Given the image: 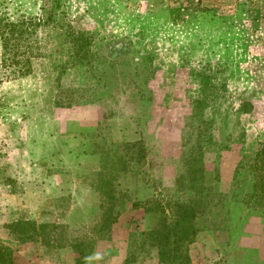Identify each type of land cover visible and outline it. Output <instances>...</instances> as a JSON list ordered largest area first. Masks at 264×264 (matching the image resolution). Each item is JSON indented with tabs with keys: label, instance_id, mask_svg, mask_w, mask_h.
<instances>
[{
	"label": "rangeland",
	"instance_id": "obj_1",
	"mask_svg": "<svg viewBox=\"0 0 264 264\" xmlns=\"http://www.w3.org/2000/svg\"><path fill=\"white\" fill-rule=\"evenodd\" d=\"M263 14L264 0H0L12 264H264V210L245 203L264 140ZM175 204L196 233L161 260Z\"/></svg>",
	"mask_w": 264,
	"mask_h": 264
},
{
	"label": "trees",
	"instance_id": "obj_2",
	"mask_svg": "<svg viewBox=\"0 0 264 264\" xmlns=\"http://www.w3.org/2000/svg\"><path fill=\"white\" fill-rule=\"evenodd\" d=\"M264 16V14H263ZM9 51L13 52V56L16 55L14 49ZM11 55V57H12ZM9 55V65L12 66L13 59ZM17 62V61H15ZM16 70V71H15ZM17 75H25L28 70L23 66L18 67L17 69L14 68V71ZM250 172L252 175V185H251V192L247 195V200L245 203L253 208L262 209L264 210V140L261 142L260 149L256 152L252 163L250 165ZM175 209L172 212L173 220L170 222L171 226V236L164 235L163 240L167 241L169 237H174L175 246L170 247V243L164 242L162 246L159 247V258L161 260H165L170 254L173 256L174 259H178L179 255H176L175 252L178 251L179 245L186 240L187 243L193 242V236L195 235L196 231L192 225V221L194 218V213L192 210L184 205H176ZM118 214H114V209L110 208L109 211L105 214L102 213L103 223L101 224V228L105 229V227L110 226L114 223L115 219L117 218ZM191 221V224H190ZM32 238V237H29ZM162 244V243H161ZM174 252V253H173ZM80 258L84 260L90 255V251L82 252L79 251ZM12 252L9 248L0 245V264H12Z\"/></svg>",
	"mask_w": 264,
	"mask_h": 264
}]
</instances>
